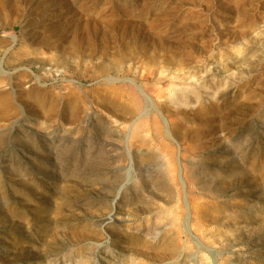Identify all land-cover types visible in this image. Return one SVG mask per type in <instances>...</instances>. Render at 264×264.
Wrapping results in <instances>:
<instances>
[{"label": "rangeland", "instance_id": "374dc122", "mask_svg": "<svg viewBox=\"0 0 264 264\" xmlns=\"http://www.w3.org/2000/svg\"><path fill=\"white\" fill-rule=\"evenodd\" d=\"M0 264H264V0H0Z\"/></svg>", "mask_w": 264, "mask_h": 264}, {"label": "bare ground", "instance_id": "6f19581e", "mask_svg": "<svg viewBox=\"0 0 264 264\" xmlns=\"http://www.w3.org/2000/svg\"><path fill=\"white\" fill-rule=\"evenodd\" d=\"M73 50V49H72ZM120 55V54H119ZM74 59V58H73ZM190 89H192V88H190Z\"/></svg>", "mask_w": 264, "mask_h": 264}]
</instances>
